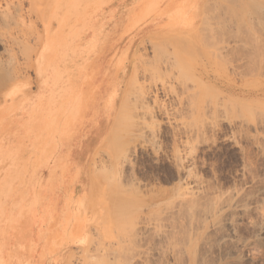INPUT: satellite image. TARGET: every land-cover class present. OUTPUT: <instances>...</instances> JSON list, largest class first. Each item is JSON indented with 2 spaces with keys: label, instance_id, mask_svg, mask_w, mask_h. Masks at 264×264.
Instances as JSON below:
<instances>
[{
  "label": "rangeland",
  "instance_id": "1",
  "mask_svg": "<svg viewBox=\"0 0 264 264\" xmlns=\"http://www.w3.org/2000/svg\"><path fill=\"white\" fill-rule=\"evenodd\" d=\"M133 1L108 3L114 12L108 23L124 22ZM12 2L23 3L25 27L37 20L42 33L41 20L28 10L31 0ZM6 4L0 0V10L13 5ZM206 5L200 24L205 15L209 22L202 31L199 26L195 33L165 34L141 22L106 53L110 61L126 56L119 105L138 68L140 83L155 85L151 95L159 115L142 121L135 112L111 152L98 142L84 156L72 181L98 226H108V237L93 234L95 243H103L93 241L87 252L71 244L55 264H264V0H202L201 11ZM35 42L16 46L18 73L0 89V105L13 82L27 92L39 89L38 53L27 58L24 50ZM172 52L200 67L199 114L191 89L197 78H181L172 69ZM147 68L157 71L153 78L144 74ZM9 143L8 134L0 133V184L17 159ZM99 147L106 151L97 154ZM95 170L100 185L92 194Z\"/></svg>",
  "mask_w": 264,
  "mask_h": 264
},
{
  "label": "bare ground",
  "instance_id": "2",
  "mask_svg": "<svg viewBox=\"0 0 264 264\" xmlns=\"http://www.w3.org/2000/svg\"><path fill=\"white\" fill-rule=\"evenodd\" d=\"M6 1L7 7L13 4L12 0ZM201 1L134 0L124 22L109 24L114 12L105 6L112 0H31L28 10L41 20L42 33L36 28V19L25 27L23 3L0 10V47L4 48L0 51V89L17 76L15 49L23 41L36 40L37 47L29 46L24 49L28 54H24L29 58L38 53L39 77L36 93L25 91L17 81L2 93L8 101L0 105V133L8 134L11 154L17 159L13 169H5L9 178L0 184V264H55L71 244L87 252L96 232L108 237V226H98L95 214L89 211L83 194L76 192L72 180L93 144L108 145L109 149L103 150L111 152L110 144L120 135L122 124H133L130 120L140 113L142 121L147 115L155 119L160 107L158 104L155 108L157 100H152L151 88L155 85L141 84L138 68H133L130 87L119 105L120 72L124 71L126 56L121 54L111 62L105 60L106 53L141 22L151 23L165 34L195 33L199 26L202 31L209 21L203 15L200 24L207 7L201 11ZM172 55L167 63L181 78L189 74L197 78L191 89L194 111L199 114L200 105L195 100L202 91L200 67L195 62L189 64L180 54ZM159 65L155 67L161 71ZM152 72L147 68L144 74L153 78L157 71ZM183 83L182 88L185 80ZM178 112L183 113L180 109ZM128 117V124L124 123ZM95 174L92 194L100 185L96 170Z\"/></svg>",
  "mask_w": 264,
  "mask_h": 264
}]
</instances>
